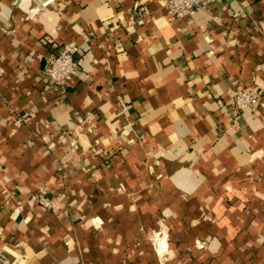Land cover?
<instances>
[{"label":"crops","instance_id":"crops-1","mask_svg":"<svg viewBox=\"0 0 264 264\" xmlns=\"http://www.w3.org/2000/svg\"><path fill=\"white\" fill-rule=\"evenodd\" d=\"M167 6L0 0V264H264V0Z\"/></svg>","mask_w":264,"mask_h":264},{"label":"built area","instance_id":"built-area-1","mask_svg":"<svg viewBox=\"0 0 264 264\" xmlns=\"http://www.w3.org/2000/svg\"><path fill=\"white\" fill-rule=\"evenodd\" d=\"M206 0H168L167 14L173 19H183L193 16ZM79 47L67 44L57 54L48 58L45 70L49 86L59 97L64 95L66 81L75 76L80 68L77 59ZM264 108V102L248 90H238L235 95L234 113L242 112L247 108ZM33 201L43 208L52 207V201L44 195L34 196ZM157 246H164L167 236L160 232L153 233Z\"/></svg>","mask_w":264,"mask_h":264}]
</instances>
